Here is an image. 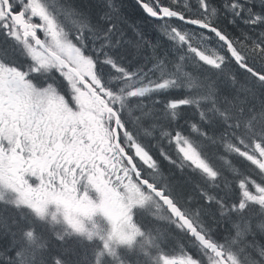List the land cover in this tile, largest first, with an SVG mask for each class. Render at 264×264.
<instances>
[{
  "label": "snow or ice",
  "instance_id": "snow-or-ice-1",
  "mask_svg": "<svg viewBox=\"0 0 264 264\" xmlns=\"http://www.w3.org/2000/svg\"><path fill=\"white\" fill-rule=\"evenodd\" d=\"M135 5L0 0V264H264V0Z\"/></svg>",
  "mask_w": 264,
  "mask_h": 264
},
{
  "label": "trees",
  "instance_id": "trees-1",
  "mask_svg": "<svg viewBox=\"0 0 264 264\" xmlns=\"http://www.w3.org/2000/svg\"><path fill=\"white\" fill-rule=\"evenodd\" d=\"M133 1H134V0H133ZM132 4H133V3H132ZM133 6H134L136 9L131 8V9L129 10V13H131V14L134 15L136 18H138V17L140 16V11H139V9L136 7L135 4H133ZM132 15H131V16H132ZM146 31L148 32L149 35H151V33L149 32L148 28L146 29ZM187 114L191 117L192 122H194V121L197 119V117H196L195 114H193V113L191 114V112H188Z\"/></svg>",
  "mask_w": 264,
  "mask_h": 264
},
{
  "label": "rangeland",
  "instance_id": "rangeland-1",
  "mask_svg": "<svg viewBox=\"0 0 264 264\" xmlns=\"http://www.w3.org/2000/svg\"><path fill=\"white\" fill-rule=\"evenodd\" d=\"M126 3H127V6H128V11L131 9V8H135L134 6H133V0H127L126 1ZM131 14V13H130ZM132 15V14H131ZM132 17L134 18V19H136V17L134 16V15H132ZM148 30H149V32L151 33V35H152V32H151V28H148ZM150 35V36H151ZM192 114V113H191Z\"/></svg>",
  "mask_w": 264,
  "mask_h": 264
},
{
  "label": "bare ground",
  "instance_id": "bare-ground-1",
  "mask_svg": "<svg viewBox=\"0 0 264 264\" xmlns=\"http://www.w3.org/2000/svg\"><path fill=\"white\" fill-rule=\"evenodd\" d=\"M127 1V0H126ZM134 9H136V8H134Z\"/></svg>",
  "mask_w": 264,
  "mask_h": 264
}]
</instances>
